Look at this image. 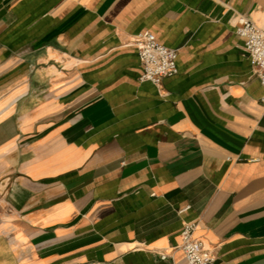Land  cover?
<instances>
[{
  "label": "crops",
  "instance_id": "1",
  "mask_svg": "<svg viewBox=\"0 0 264 264\" xmlns=\"http://www.w3.org/2000/svg\"><path fill=\"white\" fill-rule=\"evenodd\" d=\"M264 0H0V264H264ZM153 32L179 73L140 81ZM161 253L168 257L163 259Z\"/></svg>",
  "mask_w": 264,
  "mask_h": 264
},
{
  "label": "built area",
  "instance_id": "2",
  "mask_svg": "<svg viewBox=\"0 0 264 264\" xmlns=\"http://www.w3.org/2000/svg\"><path fill=\"white\" fill-rule=\"evenodd\" d=\"M235 29L237 35L243 40L244 49L254 72L264 87V27L258 25L248 15L240 14L236 18ZM134 45L138 49L143 68L140 81L160 85L166 78L179 73L180 50L162 44L153 32L138 34ZM261 101L264 105V94ZM196 228L195 221H189L183 225L181 231L183 241L180 249L184 253V264H214L218 257L207 248L202 239L195 237ZM161 257L166 259L168 255L161 253Z\"/></svg>",
  "mask_w": 264,
  "mask_h": 264
}]
</instances>
